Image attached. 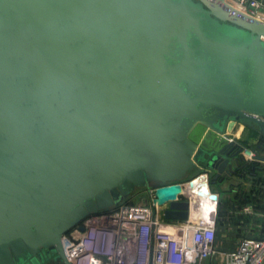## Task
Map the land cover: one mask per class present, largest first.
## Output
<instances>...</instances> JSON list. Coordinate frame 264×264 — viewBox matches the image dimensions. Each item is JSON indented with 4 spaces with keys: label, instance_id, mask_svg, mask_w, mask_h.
<instances>
[{
    "label": "water",
    "instance_id": "obj_1",
    "mask_svg": "<svg viewBox=\"0 0 264 264\" xmlns=\"http://www.w3.org/2000/svg\"><path fill=\"white\" fill-rule=\"evenodd\" d=\"M263 148L264 21L230 0H0V264H71L138 189L184 220Z\"/></svg>",
    "mask_w": 264,
    "mask_h": 264
},
{
    "label": "built area",
    "instance_id": "obj_2",
    "mask_svg": "<svg viewBox=\"0 0 264 264\" xmlns=\"http://www.w3.org/2000/svg\"><path fill=\"white\" fill-rule=\"evenodd\" d=\"M264 21V0H230ZM251 159L252 151L242 152ZM142 202H121L85 217L62 237L71 264H264V226L258 237H243L231 251H217L216 201L195 219L168 220L152 188L139 190ZM250 212V207H243Z\"/></svg>",
    "mask_w": 264,
    "mask_h": 264
},
{
    "label": "crops",
    "instance_id": "obj_3",
    "mask_svg": "<svg viewBox=\"0 0 264 264\" xmlns=\"http://www.w3.org/2000/svg\"><path fill=\"white\" fill-rule=\"evenodd\" d=\"M246 145H252L258 135L238 124L237 129L230 133ZM264 155V148L260 151ZM256 173L214 184L211 189L218 194L215 209V240L217 251H231L237 247L243 237H258L264 226V161ZM189 200L188 218L195 219L204 211L210 199L200 198L193 194L184 193ZM218 205L220 213L218 212ZM250 207V212L243 207ZM220 255L216 256L214 264H221Z\"/></svg>",
    "mask_w": 264,
    "mask_h": 264
},
{
    "label": "trees",
    "instance_id": "obj_4",
    "mask_svg": "<svg viewBox=\"0 0 264 264\" xmlns=\"http://www.w3.org/2000/svg\"><path fill=\"white\" fill-rule=\"evenodd\" d=\"M260 166V163L258 161H251L244 165L241 169H239V175H234L233 177H240V176H245L246 174H254L258 171ZM140 189H138L139 191ZM131 196V195H130ZM129 196V197H130ZM129 197L125 198L122 202H131ZM218 210H219V205H218ZM220 213V210L218 211Z\"/></svg>",
    "mask_w": 264,
    "mask_h": 264
},
{
    "label": "rangeland",
    "instance_id": "obj_5",
    "mask_svg": "<svg viewBox=\"0 0 264 264\" xmlns=\"http://www.w3.org/2000/svg\"><path fill=\"white\" fill-rule=\"evenodd\" d=\"M237 127H238V124H236L233 128H232V130L230 131V133L232 132V131H234L235 129H237ZM244 143V142H243ZM244 144H246V143H244ZM230 179V178H229ZM214 185V184H213ZM140 194V192L137 190V191H135L130 197H129V199L128 200H130L131 202H136V203H139V202H142V198H141V196L139 195Z\"/></svg>",
    "mask_w": 264,
    "mask_h": 264
},
{
    "label": "flooded vegetation",
    "instance_id": "obj_6",
    "mask_svg": "<svg viewBox=\"0 0 264 264\" xmlns=\"http://www.w3.org/2000/svg\"><path fill=\"white\" fill-rule=\"evenodd\" d=\"M44 256L45 255H43V258L42 259L41 258L39 259L40 260L39 261L40 264H55V262H53L52 260H49V259L48 260H45L44 259Z\"/></svg>",
    "mask_w": 264,
    "mask_h": 264
}]
</instances>
